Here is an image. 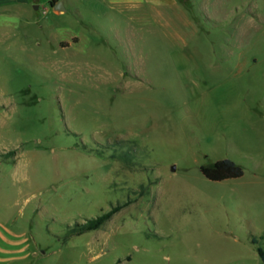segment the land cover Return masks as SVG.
<instances>
[{
  "label": "rangeland",
  "instance_id": "1",
  "mask_svg": "<svg viewBox=\"0 0 264 264\" xmlns=\"http://www.w3.org/2000/svg\"><path fill=\"white\" fill-rule=\"evenodd\" d=\"M51 1L0 7L1 264H260L264 0Z\"/></svg>",
  "mask_w": 264,
  "mask_h": 264
},
{
  "label": "trees",
  "instance_id": "2",
  "mask_svg": "<svg viewBox=\"0 0 264 264\" xmlns=\"http://www.w3.org/2000/svg\"><path fill=\"white\" fill-rule=\"evenodd\" d=\"M56 1L57 0H52L51 3L55 4ZM201 170L206 177L212 180L238 177L244 173L243 167L230 158H222L216 160L212 164L202 165ZM117 209L118 208L110 209L84 223H78L72 231L75 233H83L87 230L98 229L117 211ZM257 251L261 258L260 264H264V247L258 246Z\"/></svg>",
  "mask_w": 264,
  "mask_h": 264
},
{
  "label": "crops",
  "instance_id": "3",
  "mask_svg": "<svg viewBox=\"0 0 264 264\" xmlns=\"http://www.w3.org/2000/svg\"><path fill=\"white\" fill-rule=\"evenodd\" d=\"M36 2V0H0V7H7L10 9L11 14H17L18 11L15 10L16 7H23L25 9L33 6V3ZM56 3V2H55ZM64 5H66V3L63 0ZM53 4L51 3V6ZM53 7V6H52ZM35 8L39 9L40 6L36 5ZM54 9V8H53ZM44 10H48L46 7L44 8ZM55 10V9H54ZM58 13H61L63 11H59V10H55ZM12 243V242H10ZM15 244V243H14ZM22 249L24 248H17V249H11V248H6L3 246H0V264L1 263H5L8 262L9 260H13V259H17V260H22L24 259V256L21 254ZM14 251H17V253L21 254L17 257H9V256H5V254L7 253H12Z\"/></svg>",
  "mask_w": 264,
  "mask_h": 264
},
{
  "label": "water",
  "instance_id": "4",
  "mask_svg": "<svg viewBox=\"0 0 264 264\" xmlns=\"http://www.w3.org/2000/svg\"><path fill=\"white\" fill-rule=\"evenodd\" d=\"M55 10L64 11L66 10V7L61 0H57L55 4L52 5ZM173 169H176V166L173 167Z\"/></svg>",
  "mask_w": 264,
  "mask_h": 264
}]
</instances>
